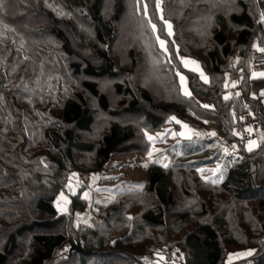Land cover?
<instances>
[{"label":"trees","instance_id":"obj_1","mask_svg":"<svg viewBox=\"0 0 264 264\" xmlns=\"http://www.w3.org/2000/svg\"><path fill=\"white\" fill-rule=\"evenodd\" d=\"M258 1L163 0L161 20L158 0H0V264H145L148 253L135 252L139 239L154 246L150 254L160 250L153 263L162 253L165 264H177L180 254L184 264H228L226 249L238 242L229 231L244 226L262 233L248 236L245 248L254 257L246 262L264 264V221L226 218V210L203 221L225 197L253 203L264 215V116L252 96L259 79L251 77L254 44L264 47ZM146 10L156 31L141 19ZM126 17L136 23L126 28L131 44L124 38ZM178 51L200 59L209 82L186 69ZM234 53L240 55L236 66ZM176 71L187 76L190 95ZM171 116L200 132L215 123L242 157L215 184L195 173L215 164L220 150L169 167L150 165L142 189L113 191L105 213L133 221V230L106 242L99 230H89L79 237L91 253L60 258L72 242L62 230L68 216L55 205L66 173L82 170L78 160L86 154L94 156L91 169H102L115 153L145 154L150 143L143 130L160 129ZM101 117L106 122L96 135ZM249 121L260 123L251 151L244 139ZM185 140L205 150V142L217 139ZM190 173L191 183L183 178ZM119 194L134 198L117 201ZM125 205H139L141 214L122 217Z\"/></svg>","mask_w":264,"mask_h":264},{"label":"rangeland","instance_id":"obj_2","mask_svg":"<svg viewBox=\"0 0 264 264\" xmlns=\"http://www.w3.org/2000/svg\"><path fill=\"white\" fill-rule=\"evenodd\" d=\"M183 1L185 2L186 0ZM139 2L140 0H137L136 5H139ZM258 3H259L260 12L264 13V0H259ZM161 8L163 10L162 4L160 8H158V10L160 15H163V11L161 12ZM145 13L146 14L144 15L142 14L141 16L143 22H144L143 16L148 20H150L151 18V15L147 14L148 13L147 10L145 11ZM128 23L129 24L132 23L133 26H135L136 24L134 20H132L129 17L127 19L126 17V21L124 23V32H125L124 38L131 36V33L128 34V32H126ZM149 25L151 24L149 23ZM172 32H173V27H172ZM200 36L205 38L207 34H201ZM135 38L136 40H138L139 38L138 32L137 34L135 32ZM130 42L134 43L133 41H131L130 38H127V44ZM135 44L136 46H138L139 49L138 52H140V50L142 51L140 45H138L137 42ZM142 45L143 44L141 43V46ZM257 46H259L260 48H264L257 42L254 44L253 53L254 51L257 50ZM120 50H121V45H118L117 52H119ZM178 55L181 63L186 69L196 73L199 76V78L203 82H205V80L201 77L200 74L201 72H203L204 76L207 77V82H209L210 74L200 59L195 58L188 54H184L181 51H178ZM231 59L233 61L231 63L234 66H236L240 61V55L238 53H234ZM184 60L196 61L197 63L193 64L189 62L188 65L185 66V64L183 63ZM175 73L178 77L179 83L181 84L182 91L185 93V90H187L190 93L191 90L189 88L187 76L179 71H176ZM260 73H264V70L261 71L252 70L251 77L255 79L264 78V76L259 75ZM181 76L184 77V80H181ZM109 84H110L109 81L104 82V86L106 87L110 86ZM232 85H234V83ZM204 103L208 104V102H204ZM177 121H179L180 123H177ZM105 122L106 121L104 120V118L102 117L99 118V123L97 127L98 130L94 134L97 135L100 131H102L101 125H104ZM184 125H187L188 127L185 128ZM143 132L147 140H149L148 139L149 136L154 138L151 141L149 140L150 146L145 154L139 152H131L128 154L115 153L112 155L111 159L106 163V165L102 169H96V168L91 169L95 165L94 156L92 154H86L80 157V159L78 160V163H81V165L83 166L82 170L73 169L70 172L66 173L67 175L63 179L64 187L56 196L55 205L60 214H65L68 216L69 219L68 221L70 222V224L68 222L67 224L64 225V227L62 226V230H64L68 235L70 234L69 240L72 241L71 244H76L77 241L83 243L79 236H82L83 234H86L85 232H89V230H93V229L94 231L99 230L97 235L101 239H104L105 242L116 236L121 237L127 232L133 230V228L135 227V224L133 225L132 223L133 221L125 220V218L124 219L122 218L123 220H120L116 217L107 219L105 213L107 211L108 206L113 202L112 200L115 197L114 192L116 191L118 193L123 191L129 192L133 190L142 189L141 183L146 179L150 165L154 163H158L165 167H169L179 161L191 162L201 158H207L209 156L212 157L220 150L221 158L215 164L204 166L200 168L198 172L195 173V175L200 179L209 181L211 183H213L212 181H216L215 183H220L224 179L230 166L235 162H237L242 157V154L238 153L237 146L231 145L221 135L217 125L213 122H208V125L206 124V127L203 130V132H200V131L192 130L186 122L171 116L160 129L149 130L145 128ZM181 133H183V135H181ZM195 133L198 136H195L193 138V134ZM213 133L215 135H213ZM185 139H192L194 141H203L204 139H206L207 141L208 139H213V140L219 139V141L215 140L213 142H205L206 149L197 150V148H195L196 143L190 145L191 143H186ZM250 142H255V144L252 146V149L258 147L259 144L258 140H252L246 143L247 149L249 148ZM149 153H151V155H149ZM144 165H147V167H145ZM86 168L90 170H86ZM200 170L203 171L201 172ZM193 176L194 173H190L188 175H185L183 178H185L187 182L191 183V181H193ZM94 177L95 179H93ZM181 177L182 174L180 178ZM61 193H63L64 196L67 198L66 200L61 199ZM116 197H117L116 198L117 201L123 200L126 197H132L130 199L134 198L132 194H127V195L119 194ZM225 198H226L225 204L222 205L219 202L216 208L212 211L211 215L206 217L203 221L212 220L216 214L220 213V211L222 212L223 210H226V214H228L226 218L237 217L238 219H241L240 216L243 215L246 218L250 216L253 219H256V222L258 223H259V219L261 221H264L263 213L260 210H258L253 203L243 204L241 202L232 200L229 197H225ZM218 199L219 198H217L216 201ZM75 200L86 201L87 203L85 206L82 207L74 206ZM102 200L104 201V203L102 202ZM110 201L111 203L109 204ZM192 202H195V200H192ZM141 208L142 207H139V205L136 206L131 205L130 207H127V205H125L124 211L122 212L121 215L122 217L124 216L126 217V215H128V217L130 216L129 217L130 219H135L141 214ZM240 211H242L241 214ZM243 211H245L246 213L243 214ZM248 225L250 224L248 223ZM245 227L247 228V226H244L240 228L241 230L239 229V230L229 231V234L234 235L236 241L238 240V242H235V244L228 246L226 249V253L229 251V253H227L226 255V262L228 264H251L250 262H246L247 260L252 261L254 257L253 256L254 250L253 249L247 250L245 248L248 245L247 243L248 236L251 235L252 239L255 238L257 239V236H261L262 233L260 231L256 232V230L251 228V226H250L251 230H246ZM155 236L156 235H153V238ZM145 240L146 239H142V240L139 239L135 242L134 245L136 253L139 254H142L143 252L148 253V256H144L143 258L144 263L165 264V261L163 260L165 256H163L162 253H156L155 257H157V259L155 260V263L152 262L153 259L151 258V255H153L154 252H160V250L154 249L152 254H150L149 248L152 247L154 248V246H152L151 244H149L148 241ZM68 245H70V243ZM249 252H251L250 255L247 254ZM234 254H239V255H234ZM67 255H68V250L65 249L64 252L60 254V258L63 257L66 258ZM96 261L97 260H91L89 264H94ZM178 263H179V259L177 261V264ZM71 264H78V263L72 262Z\"/></svg>","mask_w":264,"mask_h":264},{"label":"snow or ice","instance_id":"obj_3","mask_svg":"<svg viewBox=\"0 0 264 264\" xmlns=\"http://www.w3.org/2000/svg\"><path fill=\"white\" fill-rule=\"evenodd\" d=\"M162 2H163V0H158V2H157V7H158V8H160ZM146 7H147V6L145 5V9H146ZM162 11H163V10H162V8H161V12H162ZM160 18H161V20L164 19L162 15H161ZM261 22H264V13H261ZM149 23L151 24V28H152V30H153V31H156V25H155V24H152L150 20H149ZM164 24L167 26L168 35H169V36L173 35V32H172V24H171L170 22H168L167 20H164ZM157 40L159 41V44H160L161 48H163L165 51H167V48H166V41L160 39L159 36H157ZM257 50H258V51H261V52H264V48H260L259 46H257ZM189 62H191V63H193V64H196V63H197L196 61H188V60H184V61H183V63L185 64V66H187ZM200 74H201V77L205 80V82H207V77L204 76L203 72H201ZM259 75L264 76V73H260ZM181 80H184V77H183V76H181ZM233 86H235V85H233ZM185 95H190V93H189L187 90H185ZM226 99H227V97H226ZM204 107H209V106H208V105H205ZM173 119H175V118H173ZM177 123H180V122L177 121ZM184 127L187 128L188 126H187V125H184ZM248 130L251 131V129H248ZM166 134H167V133H166ZM181 135H183V133H181ZM213 135H215V134L213 133ZM148 139L151 141V140H153L154 138L151 137V136H149ZM254 144H255V142H250V145H249V148H248L249 151L252 150V146H253ZM149 155H151V153H149ZM144 166L147 167V165H144ZM200 171L202 172L203 170H200ZM217 171H218V170H217ZM93 179H95V177H94ZM212 182L215 183L216 181H212ZM141 187H142V186H141ZM61 199H64V200L67 199V198L64 196L63 193H61ZM65 211H66V209H65ZM247 254L250 255L251 252H249V253H247ZM234 255H239V254H234Z\"/></svg>","mask_w":264,"mask_h":264},{"label":"built area","instance_id":"obj_4","mask_svg":"<svg viewBox=\"0 0 264 264\" xmlns=\"http://www.w3.org/2000/svg\"><path fill=\"white\" fill-rule=\"evenodd\" d=\"M252 65L255 71L264 70V52L257 51L253 54ZM250 119L251 118L248 116L247 120ZM248 129H251V131H249ZM248 129L244 134V139L246 141L256 140L258 138V130L260 129V123L249 121ZM184 261V256H180L178 264H184Z\"/></svg>","mask_w":264,"mask_h":264},{"label":"crops","instance_id":"obj_5","mask_svg":"<svg viewBox=\"0 0 264 264\" xmlns=\"http://www.w3.org/2000/svg\"><path fill=\"white\" fill-rule=\"evenodd\" d=\"M252 96L257 99L260 112L264 116V78H260L253 83Z\"/></svg>","mask_w":264,"mask_h":264},{"label":"water","instance_id":"obj_6","mask_svg":"<svg viewBox=\"0 0 264 264\" xmlns=\"http://www.w3.org/2000/svg\"><path fill=\"white\" fill-rule=\"evenodd\" d=\"M65 249L68 250L67 257H69L72 253H82V254L91 253V251L86 250L85 243H80V241H77L76 244L70 243V245H68V247L66 246Z\"/></svg>","mask_w":264,"mask_h":264}]
</instances>
